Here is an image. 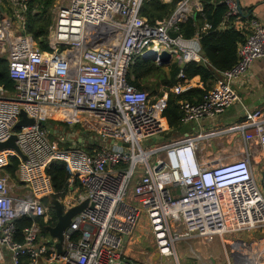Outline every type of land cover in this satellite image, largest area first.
Instances as JSON below:
<instances>
[{
  "label": "built area",
  "instance_id": "built-area-1",
  "mask_svg": "<svg viewBox=\"0 0 264 264\" xmlns=\"http://www.w3.org/2000/svg\"><path fill=\"white\" fill-rule=\"evenodd\" d=\"M33 1L8 0L6 6L0 0V8L14 18L4 20L0 10V58L7 60L15 82L13 93L0 85V143L15 135L26 157L0 150V264H183L178 253L185 245L188 258L199 261L191 243L224 242L231 234L264 227V197L250 161L207 157L212 146L200 127L239 102L236 82L264 59V25L258 19L246 16L248 37L237 64L199 102H179L183 125L195 128L164 146L144 149L143 141L171 132L160 115L167 98H152L129 84V69L138 58L162 66L164 53L170 56L164 67L202 63L201 35L212 30L204 18L205 0H181L169 18L155 25L141 15L147 0H58L49 51L27 33ZM224 2L228 13L220 30L242 15L237 0ZM196 14L204 23L186 39L178 25ZM178 78L182 83L176 90L186 92L190 79L183 70ZM22 111L35 124L15 129ZM50 119L78 126V142L67 139L63 149L52 141L40 124ZM244 123L255 130L264 151L263 111H246ZM15 158L19 166L13 178L7 169ZM55 162H64L71 174L72 190L59 200L64 213L88 201L63 232L61 251L59 239L42 235L37 223L24 231L23 242L16 239V224L23 218H43L55 227L57 219L44 202L54 195L48 169ZM142 240L159 255L157 261L128 255L130 246ZM242 247L238 243V250Z\"/></svg>",
  "mask_w": 264,
  "mask_h": 264
},
{
  "label": "trees",
  "instance_id": "trees-1",
  "mask_svg": "<svg viewBox=\"0 0 264 264\" xmlns=\"http://www.w3.org/2000/svg\"><path fill=\"white\" fill-rule=\"evenodd\" d=\"M57 0H35L29 4L27 33L31 34L43 51H49L48 35L53 22L52 14L49 10L54 6ZM181 0H174L170 4H164L161 0H147L142 8L141 15L147 19L150 25H155L169 18L176 10ZM225 0H205L204 1V18L212 25V30L201 35L200 45L204 61L202 63H189L180 68L177 64L170 67L160 66L149 60L137 59L130 67L127 74L129 84L139 90L151 92L158 98H167V105L160 112L166 126L172 130H182L184 113L179 105L180 101L186 100L191 103H197L202 99L206 90L214 86L215 81L224 72L232 69L238 62V50L246 41L248 32L244 26L247 14L243 11L237 24H233L221 29L228 7ZM237 19H232L235 22ZM204 20L200 14H196L194 20L189 19L186 22L179 23L181 34L186 39H192L197 35L198 29L203 25ZM169 70L166 72V70ZM183 70L188 79L196 76L201 78L205 89H191L179 93L176 88L182 83L178 78L179 73ZM0 85L10 92H15V82L11 79L7 60L0 58ZM55 123L53 120L48 122ZM59 124V123H58ZM72 132L78 130V126L70 128L68 124L60 123ZM11 166L7 171L13 178H16V170L19 166V160L13 159ZM48 175L51 178L54 195L52 199L62 200L72 189L69 187L71 174L67 170L64 162H55L48 169ZM79 186L75 180L74 188ZM46 204L49 198L44 199ZM56 219V216L54 215ZM34 223L41 227L42 235L47 236V227L50 223H45L43 218H23L17 221V241L23 242V233ZM260 264V263H259Z\"/></svg>",
  "mask_w": 264,
  "mask_h": 264
},
{
  "label": "crops",
  "instance_id": "crops-1",
  "mask_svg": "<svg viewBox=\"0 0 264 264\" xmlns=\"http://www.w3.org/2000/svg\"><path fill=\"white\" fill-rule=\"evenodd\" d=\"M7 1L8 0H6V3ZM239 3L242 10L245 11L247 15L258 19V21L264 25V0H239ZM167 71L169 70L167 69ZM221 77L222 75L217 78L214 85L221 79ZM191 89H205V86L199 76L190 79L188 90ZM235 89L240 99L238 103L222 115L213 119H204L200 123V127L205 133L204 137L207 138L210 146L214 147V143L217 149L216 151L212 149V151L207 154V157L212 156V160L219 159L224 162V158H221L224 155H229L230 160H237L246 156L251 163L256 183L258 182L257 185L260 183V191L264 197V151L260 147L259 139L256 136L255 130L253 128H249L248 125L244 123L246 111L253 112L260 110L263 111L264 114V59L257 60L253 63L248 72L236 82ZM161 104L165 105L164 103ZM243 127L246 129L243 130ZM193 128L195 127L191 125H183L182 130L179 131L171 129V132L177 138L180 134L191 131ZM168 141L169 140L167 139V142ZM226 160L229 159L226 158ZM263 228L251 232L234 233L229 235V237L226 236L229 240H231L230 243L232 241L234 242L228 250L227 248H224L225 259H231L233 264H237L232 258L233 247L236 246L235 242L240 240L244 241V239H241L240 236H255L256 233H258L262 237L259 239L260 242L258 241L256 243H260L262 246L253 247L250 259L253 260V263L255 261H261L260 264H262V261L264 260V233L261 230ZM143 235V232L140 233L141 237H144ZM252 242L255 243V240H252ZM136 247L138 250H136ZM149 249L150 248L147 247L144 240H142L136 245H131L127 253L135 260L148 261L149 259H152L153 261L156 258V255L153 253L149 256ZM215 255L216 254L209 256L207 259L200 255L201 257L198 262L199 264H206L205 262L210 260L211 264H213L214 259L216 264H218V258ZM189 256L190 254L188 257Z\"/></svg>",
  "mask_w": 264,
  "mask_h": 264
},
{
  "label": "rangeland",
  "instance_id": "rangeland-1",
  "mask_svg": "<svg viewBox=\"0 0 264 264\" xmlns=\"http://www.w3.org/2000/svg\"><path fill=\"white\" fill-rule=\"evenodd\" d=\"M3 4L7 6L6 0H3ZM57 6H58V0L55 2L54 6L49 10V12L52 14V18H53L54 11L56 10ZM52 25H53V22H52ZM52 25H51V27H52ZM166 72H168V71L166 70ZM149 93H150L152 98H155V96L153 94H151V92H149ZM51 120H53V119H51ZM53 121L55 123H52V122L49 121V123L53 124V128H54L53 134H50L52 141L59 142L60 147L63 148V149H66L69 146V144L67 142V139L71 138V140L74 141V143L78 142V137L79 136H78L77 133L74 134V132H72L67 127H64V126L60 125L61 122H59L57 120H53ZM69 126H70V128L74 127V126H71V125H69ZM77 132L80 133V129L79 128H78ZM174 138H176V136H174L172 132H169V131L166 132L165 131V132L161 133L160 135H156L154 137H151V138L143 141L142 146H143L144 149H149V148H152V147H161V146H164L167 143V139L170 140V139H174ZM164 156L165 155L163 153L160 154V158L161 159H163ZM156 158H157V156H153L151 161L153 162ZM221 158H224V160H225L224 162L233 161V160H230V156L229 155H224ZM226 158H228L229 160H226ZM239 159H241V158H239ZM259 184H258V186H259ZM259 189H260V186H259ZM16 194H18V193H16ZM50 199H51V197L49 198V200ZM47 206H48L47 207L48 208V214H50V215H52L54 217V215H55L54 209L50 206L49 203L47 204ZM261 231L264 233V228ZM49 236L50 235L47 233L46 237H49ZM228 237L225 238V240H224L225 243L222 242V241L217 240V241H215L214 243H212L210 245H203L202 243L195 242V243H191L190 246H193L194 248H196V250L199 251V254L201 256H203L205 259H207V257H209V256H212V255L216 254L215 256L218 258V264H228V260H226L225 257H224V248L225 249L227 248V250H228L230 248V246L232 245V243L234 242V241H232L230 243L231 240H229ZM261 237L262 236L259 235L258 233H256L255 236H252V235H249L248 237H246V235H244L243 237L240 236L241 239H244V243H246V245H249V246L254 247V248L256 246H258V247L262 246L260 243H256V242L259 241V239ZM248 239H250V240H248ZM252 240H255V243L252 242ZM188 246L189 245H185L184 249H182V250L179 249V253L178 254L180 256L181 262L183 264H199L198 260L192 259V258H188L189 253L186 252V251H188L187 250ZM244 249H245V247H244ZM136 250H138L137 247H136ZM148 252L150 253L149 254V256H150V255H152L154 253V250L150 248L148 250ZM203 257H202V259H203ZM260 262L261 261H255L252 264H259ZM263 263H264V260L262 261V264Z\"/></svg>",
  "mask_w": 264,
  "mask_h": 264
},
{
  "label": "water",
  "instance_id": "water-1",
  "mask_svg": "<svg viewBox=\"0 0 264 264\" xmlns=\"http://www.w3.org/2000/svg\"><path fill=\"white\" fill-rule=\"evenodd\" d=\"M237 4L239 6L240 13L243 14V10L240 6L239 0H237ZM0 10L2 13V18L4 20H8L9 22L14 21V18L9 17L8 13L5 11L4 8H0ZM171 36H172V38H176L178 36V34H172ZM160 62H161L162 66L169 64L170 63V56L167 53H164L160 58ZM21 116H22V119L16 125L15 129H19L21 127H27V126H31V125L35 124V120L33 118H28L26 112L22 111ZM40 124L43 127H47L50 134H53V132H54L53 124L49 123L48 121H40ZM74 133H76V131H74ZM16 142H17V137L15 135H13L10 137V139L8 141L0 143V150L12 149L22 158V160L25 161L26 157L22 154V152L19 149ZM79 142L82 143L81 140H79ZM112 144L117 145V146H122L121 143H117V142H112ZM213 145H214V147H212V149L214 151H216L217 149L215 147V144L213 143ZM125 146L127 147V145H125ZM49 204L54 209L56 219H57V223H56L55 227H51V226L47 227V231L51 237L59 239V243L57 244V249L59 251H61L62 244L64 241L63 232L66 229H68V227L71 225L73 218L76 215L80 214L87 207L88 201H85L83 204L70 209L66 213H64L63 207H62L59 200H55V199L51 198L49 200ZM235 243H236V246L233 247V252H232V258L235 260V262L237 264L251 262L252 259H250L251 258L250 254H252V252H253V247L246 245V243H244V241H242V240L237 241ZM238 243L245 244L246 248L243 251L238 250V248H237ZM155 255H156V258L153 261H157L159 259V255L157 253H155ZM213 264H216L214 259H213ZM228 264H233L231 262V259L228 260Z\"/></svg>",
  "mask_w": 264,
  "mask_h": 264
},
{
  "label": "bare ground",
  "instance_id": "bare-ground-1",
  "mask_svg": "<svg viewBox=\"0 0 264 264\" xmlns=\"http://www.w3.org/2000/svg\"><path fill=\"white\" fill-rule=\"evenodd\" d=\"M144 157V155H142L141 157H139V158H143ZM139 158H137V159H139ZM243 249H244V247H242Z\"/></svg>",
  "mask_w": 264,
  "mask_h": 264
}]
</instances>
